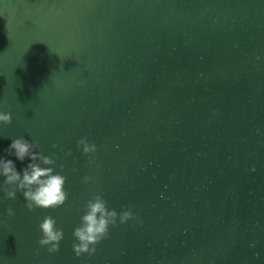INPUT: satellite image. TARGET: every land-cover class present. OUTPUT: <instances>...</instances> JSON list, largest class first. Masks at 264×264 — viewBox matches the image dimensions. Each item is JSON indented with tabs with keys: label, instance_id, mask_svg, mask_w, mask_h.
Masks as SVG:
<instances>
[{
	"label": "water",
	"instance_id": "obj_1",
	"mask_svg": "<svg viewBox=\"0 0 264 264\" xmlns=\"http://www.w3.org/2000/svg\"><path fill=\"white\" fill-rule=\"evenodd\" d=\"M0 108V149L56 152L68 192L31 212L0 192V264H264V0H0ZM97 191L142 222L76 257ZM45 214L55 253L37 244Z\"/></svg>",
	"mask_w": 264,
	"mask_h": 264
},
{
	"label": "clouds",
	"instance_id": "obj_2",
	"mask_svg": "<svg viewBox=\"0 0 264 264\" xmlns=\"http://www.w3.org/2000/svg\"><path fill=\"white\" fill-rule=\"evenodd\" d=\"M12 114L0 108V124L11 122ZM258 135H264V131L257 128ZM76 146L82 154H94L97 145L86 136L76 140ZM57 148V144H52ZM118 147V146H117ZM38 149V143L33 139L23 136L13 138L6 147L0 149V192L3 198L16 199L19 192L23 197L24 207L31 212L34 208H56L65 203L68 192L65 188L66 176L63 174L64 163L57 164V153L51 155L42 153ZM63 156H71V150H63ZM8 157H15V160ZM16 161L21 162L17 170ZM26 161V163H25ZM92 163L91 160L88 161ZM59 168L60 171L56 169ZM254 170V169H253ZM94 177L85 174L81 177L82 184L94 183ZM163 197V193H161ZM84 211L79 217V223L73 227L71 248L76 257L82 254L89 256L96 253V245L109 234V226L115 227L118 223L124 224L131 219L137 223L142 221L132 211L131 207L122 208L119 212L107 206L106 200L100 192H93L83 205ZM7 217L15 215L14 209L8 206L4 209ZM37 227L40 236L37 244L45 247L48 253L59 250L60 241L64 238L62 228L56 226V219L45 214L39 219ZM250 246H255L254 243Z\"/></svg>",
	"mask_w": 264,
	"mask_h": 264
}]
</instances>
